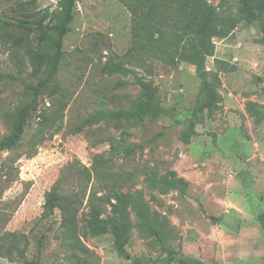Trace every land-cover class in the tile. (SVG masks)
Instances as JSON below:
<instances>
[{
    "label": "rangeland",
    "instance_id": "obj_1",
    "mask_svg": "<svg viewBox=\"0 0 264 264\" xmlns=\"http://www.w3.org/2000/svg\"><path fill=\"white\" fill-rule=\"evenodd\" d=\"M23 1L50 9L47 24L62 22L63 0ZM209 1L230 28L214 38L203 77L189 62L169 65L142 51L130 59L133 15L118 0H76L56 71L57 28L0 21V141L12 136L19 110L36 107L18 145L0 150L2 264L23 261L15 250L7 255L8 232L25 235L20 248L40 264H264V121L248 108L256 102L264 109V0ZM20 12L0 3V13ZM150 92L159 113L111 114L147 101ZM98 113L106 116L92 120ZM95 154L124 192L142 190L151 213L166 220L174 261L141 231L134 212L129 256L115 248L112 232L89 233L87 202L71 238L59 209L39 223L62 169L76 160L92 166ZM170 171L189 183L186 194L162 190Z\"/></svg>",
    "mask_w": 264,
    "mask_h": 264
},
{
    "label": "trees",
    "instance_id": "obj_2",
    "mask_svg": "<svg viewBox=\"0 0 264 264\" xmlns=\"http://www.w3.org/2000/svg\"><path fill=\"white\" fill-rule=\"evenodd\" d=\"M126 6L133 15L131 26L132 45L127 55L130 59L139 56V52L155 54L169 65H178L180 62H189L196 67L199 76L206 73V61L208 56L215 54V37L225 36L229 32L230 25L226 16L221 14L216 6L209 0H118ZM245 1V0H244ZM247 1V0H246ZM21 10L19 15L0 13V21L7 25H17L24 29H36L39 25L43 28H57L58 49L55 53L53 70L56 71L61 46L64 37L69 31V24L74 19L76 0H63L62 22L53 26L47 24L51 18L50 9L37 10L34 1L0 0ZM252 19V18H251ZM32 52H36L32 50ZM53 52V51H52ZM40 53L36 52L35 56ZM36 59V58H35ZM39 71L40 61L36 59ZM212 96V93L211 95ZM211 99L207 108L211 109ZM249 110L256 115L258 122L264 121V109L256 102L248 104ZM33 106H25L19 110L14 118L13 134L0 141V150L13 149L21 140L26 124L29 120ZM159 113L160 109L153 103V94L149 93V99L128 110L111 113L116 117L132 118L146 113ZM105 113H98L92 120H97ZM191 131L196 132L194 125ZM129 150L130 146L127 147ZM164 192L174 188L186 194L189 183L182 177H178L176 171H170L161 180ZM158 184L157 182H154ZM87 202V227L89 233L94 236L112 232L114 246L122 256H129L127 232L133 225L131 213L134 212L139 227L143 233H149L156 237L162 252L166 253L169 262L175 260L167 241V231L164 229L165 219L151 213V208L145 200L142 190L124 192L110 167L106 165L102 154L93 156L92 166H87L80 161H72L64 167L53 188L47 192L44 211L39 223H46L59 209L62 215V225L70 232L77 227L78 214ZM258 220L264 226V212L258 215ZM9 240L7 255L11 256L15 250L23 259L20 264L33 263L26 259L24 249L20 243L25 235L17 232H8ZM3 247L0 246V257ZM139 262H142L139 260ZM0 264L1 261H0ZM187 264H206L198 259H190Z\"/></svg>",
    "mask_w": 264,
    "mask_h": 264
},
{
    "label": "built area",
    "instance_id": "obj_3",
    "mask_svg": "<svg viewBox=\"0 0 264 264\" xmlns=\"http://www.w3.org/2000/svg\"><path fill=\"white\" fill-rule=\"evenodd\" d=\"M33 160V159H32ZM31 162L30 159H25L24 161H22L21 165H20V178L23 180L28 179V173H26V170H29V163Z\"/></svg>",
    "mask_w": 264,
    "mask_h": 264
}]
</instances>
